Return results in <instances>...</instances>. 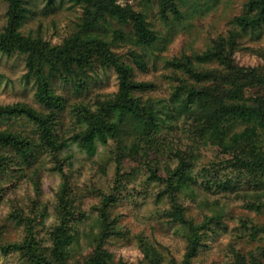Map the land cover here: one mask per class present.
I'll return each mask as SVG.
<instances>
[{"label": "rangeland", "instance_id": "1", "mask_svg": "<svg viewBox=\"0 0 264 264\" xmlns=\"http://www.w3.org/2000/svg\"><path fill=\"white\" fill-rule=\"evenodd\" d=\"M109 2L0 0V43L11 47L0 49V135L32 152L27 161L0 147V264H264V125L215 129L217 106L185 96L192 88L264 114L257 0H113L120 16ZM99 43L130 84L148 85L127 99L144 122L113 108L124 102L120 76ZM102 117L116 131L90 150L85 133ZM45 129L59 150L44 146ZM28 242L34 258L4 250Z\"/></svg>", "mask_w": 264, "mask_h": 264}, {"label": "trees", "instance_id": "2", "mask_svg": "<svg viewBox=\"0 0 264 264\" xmlns=\"http://www.w3.org/2000/svg\"><path fill=\"white\" fill-rule=\"evenodd\" d=\"M109 1H110L109 2L110 13L113 15H116V16H120V13H121L120 9L114 5L113 0H109ZM49 3H53V0H49ZM257 3L259 4L258 8L261 9L260 11L264 15V0H257ZM17 18H18V16H17V13L15 11V15L11 19V27L12 28H14V26L12 24H14L16 22ZM135 18L136 17H134L133 20L136 21L138 24L137 29L139 31L138 32L139 37L147 43L152 42L154 40V37L152 36V34L148 30H146L143 26H141L138 19H135ZM2 44L0 43V49L11 50V47L9 44H6V43L5 44L2 43ZM12 46H14V45H12ZM94 50H95L96 54H98L99 56L102 57L103 60H105L104 62H106L107 64L109 63L110 66L114 67L120 76V97H119V99H121V101H124V102L119 103L117 105H114L113 108H120L121 110L124 111V113H129V114L133 115L137 121H143L144 122V119L141 117L140 113L137 111V109H135L133 107L130 100H127V99L129 97V94L131 91L146 89L148 87V85L138 84L136 86H133L132 84H130L128 82V77H129L128 67L120 64L117 60H115V58L109 53V51L106 49V47L102 43H99L97 46H95ZM80 61H81V59H79V57H75V62L80 63ZM185 96H187V103L188 104L189 103L194 104L195 101L198 100L201 109H207L209 106H213L212 104L217 106L215 111H216V114H218L220 116V119L218 120V122L220 121L221 123H220V125L216 126L215 129H219L220 127H222V129H223V126L227 122H230L231 120H234V121L241 120L243 122L253 123V126L249 127L247 129V131H249V129L255 128L256 125H259L261 127L264 125V114L262 115L261 112L256 111L254 108L246 107L244 105H239L237 103H234V104H228L226 102L223 103L222 101H219L218 103H216V102L208 99L206 92L196 91L195 89H192V88H187L185 90ZM42 99H44V98L42 97ZM48 100H50V99H48ZM48 104H53V103L49 102ZM185 109H187V111L189 110L187 107V104H186ZM5 113H7V112L0 111V117H1V114H5ZM9 113L10 114H17V115H24V116L30 118L31 120L35 121L36 123H38L42 127H44L42 125L40 118L30 109L22 108V107H16V108L12 109L11 111H9ZM103 118L104 117L99 118V121H98L99 123H96L95 125H91L85 133L84 145H85V147H87L90 150L93 149V142H94L95 138L99 139L100 141L105 142L106 135L107 134L112 135V133L114 134L116 131V128H114V126H115L114 124H109L110 126H108V124H107V126H105L107 122L105 120L103 121ZM152 121H153V119L149 118V120L146 122V124L150 127V130H153V127L155 125ZM221 124H223V126H221ZM48 134L49 133L45 129L44 146L51 148L52 151L59 150L61 148V145L55 141V139L52 137V135H48ZM2 146L14 148L16 150L15 152L17 154H19L21 157H23L24 160H27L29 158V156L32 155V152L29 149L23 148V146H24L23 141H21L17 137H14L10 134L0 135V147H2ZM260 162H256V164H258L256 167L259 170L264 168V159ZM4 165H6V161L0 158V170H2ZM231 168L233 171H235L234 173H237V174L243 173L245 175V177L249 178L251 184H253L255 182V180L251 179V176H250V174L252 173L251 169L245 168L246 171L243 172L242 171L243 168L240 170L236 163H232ZM181 173L182 172L180 170H178L176 173H174L173 177L177 181H174L175 179L174 180L172 179V181H170L171 182L170 188L171 187L172 188L177 187V185H178L177 176H179ZM218 181L222 182V180L220 178L217 179V183H218ZM221 182L219 184L223 185L224 183H221ZM257 183H260V182H257ZM178 214H180V213L178 212ZM191 225L192 224H190V227L192 228ZM60 230L64 233L66 231L65 227L61 228ZM60 230L58 231V233H60ZM58 238H61V237H58ZM4 250H5V252L24 250V251H26L25 253L28 254L29 256H33V258L35 256L34 250L32 247V243H30V242H28L24 245H17V244L9 245V246L5 247ZM39 259H40L41 263L48 264V262H46V260L43 257H39Z\"/></svg>", "mask_w": 264, "mask_h": 264}]
</instances>
